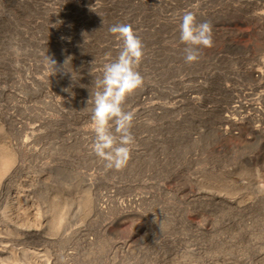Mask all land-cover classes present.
I'll list each match as a JSON object with an SVG mask.
<instances>
[{
	"label": "rangeland",
	"instance_id": "374dc122",
	"mask_svg": "<svg viewBox=\"0 0 264 264\" xmlns=\"http://www.w3.org/2000/svg\"><path fill=\"white\" fill-rule=\"evenodd\" d=\"M189 11L213 37L191 64ZM263 22L264 0H0V264H264ZM116 24L144 45L119 171L91 150Z\"/></svg>",
	"mask_w": 264,
	"mask_h": 264
},
{
	"label": "clouds",
	"instance_id": "9594fccd",
	"mask_svg": "<svg viewBox=\"0 0 264 264\" xmlns=\"http://www.w3.org/2000/svg\"><path fill=\"white\" fill-rule=\"evenodd\" d=\"M179 31L180 41L186 45L184 59L188 64L199 60L201 49L213 47L211 24L197 23L193 12L183 14ZM109 32L122 42V47L118 57L104 65L102 76L94 82L95 91L90 95L94 132L91 150L106 169L119 171L127 166L134 144L131 133L134 114L125 111L123 105L127 97L143 87L144 78L137 69L144 57V45L130 24L113 25ZM47 59L55 65L54 60L48 56Z\"/></svg>",
	"mask_w": 264,
	"mask_h": 264
},
{
	"label": "bare ground",
	"instance_id": "6f19581e",
	"mask_svg": "<svg viewBox=\"0 0 264 264\" xmlns=\"http://www.w3.org/2000/svg\"><path fill=\"white\" fill-rule=\"evenodd\" d=\"M236 23V22H235ZM252 29H253V34H259V35H262V34H264V22L263 23H260L259 24V26L257 27V26H254V27H252ZM217 43V42H216ZM254 75H256V76H260V73H254ZM0 163H1V161H0ZM6 160H2V165L4 164V166H6ZM8 164H9V162H8ZM7 164V165H8ZM2 165H0V166H2ZM104 201H103V199L102 198H97L96 199V202H95V208L96 209H99L100 207H101V204L103 203Z\"/></svg>",
	"mask_w": 264,
	"mask_h": 264
}]
</instances>
